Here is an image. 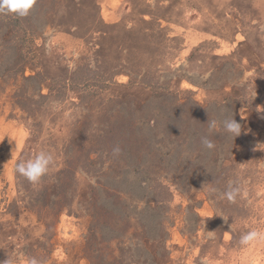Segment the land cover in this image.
<instances>
[{"label": "rangeland", "instance_id": "374dc122", "mask_svg": "<svg viewBox=\"0 0 264 264\" xmlns=\"http://www.w3.org/2000/svg\"><path fill=\"white\" fill-rule=\"evenodd\" d=\"M225 116L241 135L218 130L205 148L208 120ZM42 149L56 164L33 185L13 168ZM257 223L264 0H36L26 17L0 14V264H244L252 253L233 249Z\"/></svg>", "mask_w": 264, "mask_h": 264}, {"label": "clouds", "instance_id": "9594fccd", "mask_svg": "<svg viewBox=\"0 0 264 264\" xmlns=\"http://www.w3.org/2000/svg\"><path fill=\"white\" fill-rule=\"evenodd\" d=\"M36 4V0H0V14H10L18 17H26ZM208 135L201 138V144L212 150L215 143L209 139V135L218 130L236 138L241 135L242 126L233 117L225 116L221 120H208ZM17 147V146H16ZM16 150V149H15ZM121 152L119 145L112 149V154L118 156ZM56 164V158L52 152L47 150L38 151L33 157L20 160L14 165L13 172L25 178L33 185H37L41 180L49 174ZM213 192L217 191L212 189ZM222 197L230 203H235L237 197L241 195V187L237 181H229L227 190L224 191ZM227 221V220H225ZM234 222L231 224L233 226ZM237 258L241 253H252L244 261V264H264V224L257 223L255 226L248 225L246 230L242 231L238 241V247L233 249ZM4 264H9L6 260ZM25 264H42L36 257H27Z\"/></svg>", "mask_w": 264, "mask_h": 264}]
</instances>
